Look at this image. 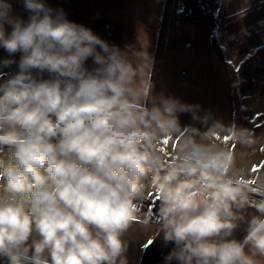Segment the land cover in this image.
Instances as JSON below:
<instances>
[{
	"label": "clouds",
	"instance_id": "1",
	"mask_svg": "<svg viewBox=\"0 0 264 264\" xmlns=\"http://www.w3.org/2000/svg\"><path fill=\"white\" fill-rule=\"evenodd\" d=\"M23 5L27 21L0 0V70L16 65L0 81V260L127 264L128 231L158 225L173 245L166 264H264V173L239 167L224 143L251 146L254 133L154 94L143 52L44 0ZM149 193L156 212L142 210Z\"/></svg>",
	"mask_w": 264,
	"mask_h": 264
},
{
	"label": "crops",
	"instance_id": "2",
	"mask_svg": "<svg viewBox=\"0 0 264 264\" xmlns=\"http://www.w3.org/2000/svg\"><path fill=\"white\" fill-rule=\"evenodd\" d=\"M212 1L215 20L209 23L179 17L180 0H44L109 44L143 52L151 62L154 94L199 105L201 116L210 114L209 124L215 120L252 131L255 142L251 146L233 144L230 138L224 143L231 144L238 166L257 177L264 173V48H259L264 46V0ZM9 2L12 14L27 21L29 12L23 0ZM213 40L234 67L236 80L219 62ZM5 58L8 54L0 48V60ZM11 59L18 61L19 54ZM93 66L89 58L87 67ZM15 71V64L0 70V81ZM179 119L182 126L205 130L190 113H181ZM252 214L256 213L251 207L244 212L246 219ZM246 227L242 222L234 238L242 240ZM125 239L127 264H166L164 258L173 247L171 243L165 245L163 234L154 225L150 229L134 226Z\"/></svg>",
	"mask_w": 264,
	"mask_h": 264
},
{
	"label": "trees",
	"instance_id": "3",
	"mask_svg": "<svg viewBox=\"0 0 264 264\" xmlns=\"http://www.w3.org/2000/svg\"><path fill=\"white\" fill-rule=\"evenodd\" d=\"M177 15L190 21L213 22L215 20V5L212 0H180ZM216 56L223 67L229 72L233 80H236V71L229 61L224 58L222 48L213 40ZM259 48H264L261 46ZM233 99L236 103L237 96L233 90Z\"/></svg>",
	"mask_w": 264,
	"mask_h": 264
},
{
	"label": "built area",
	"instance_id": "4",
	"mask_svg": "<svg viewBox=\"0 0 264 264\" xmlns=\"http://www.w3.org/2000/svg\"><path fill=\"white\" fill-rule=\"evenodd\" d=\"M149 206H153L152 210L153 212L158 211V207H159V201L158 198L156 196H153L152 198H150L146 203H142L141 207L142 210L147 212L149 209ZM155 227H159L158 225H154Z\"/></svg>",
	"mask_w": 264,
	"mask_h": 264
},
{
	"label": "rangeland",
	"instance_id": "5",
	"mask_svg": "<svg viewBox=\"0 0 264 264\" xmlns=\"http://www.w3.org/2000/svg\"><path fill=\"white\" fill-rule=\"evenodd\" d=\"M214 4H215V2H214ZM151 195H152V194L149 193V196H151ZM150 198H151V197H150ZM150 198H149V199H150ZM149 199H148V200H149ZM148 200H145L144 203H146Z\"/></svg>",
	"mask_w": 264,
	"mask_h": 264
},
{
	"label": "snow or ice",
	"instance_id": "6",
	"mask_svg": "<svg viewBox=\"0 0 264 264\" xmlns=\"http://www.w3.org/2000/svg\"><path fill=\"white\" fill-rule=\"evenodd\" d=\"M226 140H227V138H226Z\"/></svg>",
	"mask_w": 264,
	"mask_h": 264
}]
</instances>
